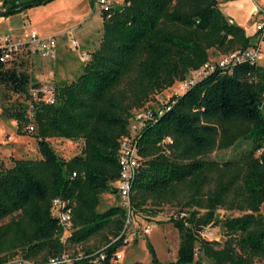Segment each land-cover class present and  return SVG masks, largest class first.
Here are the masks:
<instances>
[{"label":"trees","instance_id":"trees-1","mask_svg":"<svg viewBox=\"0 0 264 264\" xmlns=\"http://www.w3.org/2000/svg\"><path fill=\"white\" fill-rule=\"evenodd\" d=\"M51 1L9 0L0 6V17ZM249 46L250 38L228 24L217 0H128L108 19L103 16L98 48L74 81L53 87L52 103L42 99L40 85H31L29 74L20 70L29 55L0 62V85L13 94L38 90L29 106L4 109L3 115L17 123L19 134L36 139L40 156L15 160L0 172V222L19 214L0 225V264H6L1 255L17 251L26 261L43 255L39 264L63 253L55 199L71 209L69 244H82L113 227L115 241L100 252L106 255L104 264H118L113 256L123 245L126 212L120 206L98 212V206L103 194L117 193L111 183L119 176L118 140L128 135L130 110L201 68L207 50ZM170 100V108L136 139L141 161L131 188L132 209L181 199L187 208L205 202L203 216L191 211L168 220L178 232L179 246L176 261L167 264H199V259L194 262L196 244L209 225L220 226L230 238L220 252L200 243L199 253L221 256L228 264L264 261V67L243 63L231 73L215 70ZM53 138L81 141L80 154L62 159L49 144ZM241 141L250 147L238 158L223 163L205 158ZM211 185L212 191L205 192ZM228 198L243 214L219 221L216 211ZM149 251L150 264H162L151 247Z\"/></svg>","mask_w":264,"mask_h":264},{"label":"rangeland","instance_id":"rangeland-1","mask_svg":"<svg viewBox=\"0 0 264 264\" xmlns=\"http://www.w3.org/2000/svg\"><path fill=\"white\" fill-rule=\"evenodd\" d=\"M9 0H0V6ZM33 0H15L16 3H28ZM55 1V0H53ZM53 1L47 4L30 7L15 14L9 15L7 21L0 20V37L16 36L17 31L27 32L30 29H37L40 24L41 37L56 36L57 48L55 57H42L41 55H32L25 58L21 64L20 70L28 73L32 79L31 85L38 83L40 90L44 87H57L60 83H68L74 78L67 77L69 69L81 70L83 64L79 61V53L71 46V41H77L78 46L82 51L91 50L93 46H97L101 41L103 16L99 10L93 9V0H76L75 5L69 13L72 15L64 23L46 21L44 14L39 10L49 9ZM123 1V0H118ZM218 9L227 20H232L233 24L241 28L245 35L250 38V46L254 43V38L251 37L254 33L253 5L250 0H217ZM264 6V0L259 2ZM7 5V3L5 4ZM48 7V8H47ZM74 15H79L78 21L73 18ZM84 16V17H83ZM5 18H3L4 20ZM62 23V25L60 24ZM17 31H11V30ZM70 30V35L60 36L57 34L61 30ZM81 30V31H80ZM86 33V39L80 38L79 33ZM56 34V35H55ZM94 39V40H93ZM93 43V44H92ZM249 46V47H250ZM239 50V49H236ZM234 50V51H236ZM226 49H209L207 50V61L210 64L216 63L226 55L234 52ZM257 64L264 67V58L258 60ZM194 71L186 74L184 79L176 81L172 86L153 93L141 108L130 110L128 119V127L131 125L135 117L144 111H158L161 109L174 95L179 91L181 84L193 76ZM75 77V75H74ZM64 80V81H63ZM43 85V86H42ZM121 88H124L122 85ZM43 93L42 99L47 101L48 93ZM37 90L31 87L25 94H13L4 86L0 85V172L9 169L13 166L15 160L19 159H38L40 158L37 151L36 139L31 134H19L17 132V123L14 120L7 119L3 115L4 109H13L19 105H30L31 99H36ZM124 137V136H123ZM121 137L118 142L123 139ZM49 144L55 150L57 155L64 160H69L72 157L80 154L82 142H70L62 139H49ZM250 147V142L241 141L235 146L228 149H215L205 158L210 161L223 163L235 158H238L242 152ZM111 187L116 189V182L111 183ZM213 185L208 187L205 192L212 191ZM186 200H176L167 204H148L143 210L135 211L131 209L129 217H126L124 225V241L126 244L121 245L116 253L121 254L122 259L118 264H150L152 254L149 251L151 247L155 253L156 259L162 263H174L177 258V250L179 246V236L176 229L168 222L169 219H177L178 217H187L191 211H196L198 216L205 215L206 209L203 203L201 207H185ZM120 206V201L117 193H105L100 198L98 212H103L111 207ZM260 213L264 220V203ZM240 213L232 206L231 198L226 199L216 211V218L223 221L226 218L241 216ZM19 214H15L2 222L8 223L11 219H16ZM149 228V234L144 233V229ZM71 229V232L72 233ZM113 227L98 233L88 241L72 245L66 242L64 253L76 258L78 255H94L102 251L113 239ZM67 235V234H66ZM200 240L196 244V256L200 260L199 264H228L222 257L209 258L198 251L200 243L210 248L215 252L222 251L227 246L229 235L220 228V226L209 225L203 228L199 234ZM123 241V242H124ZM232 244H234L232 242ZM202 245V246H203ZM204 247V246H203ZM6 261V264H39L43 260V255L38 256L33 260L26 261L22 258L20 251L14 254L1 255ZM252 264H264V261L259 258L252 260Z\"/></svg>","mask_w":264,"mask_h":264},{"label":"built area","instance_id":"built-area-1","mask_svg":"<svg viewBox=\"0 0 264 264\" xmlns=\"http://www.w3.org/2000/svg\"><path fill=\"white\" fill-rule=\"evenodd\" d=\"M127 1L128 0H93V8L94 10H99L101 15L108 19L116 8L127 4ZM250 1L253 5L252 17L255 18L254 33L251 35V37L254 38L253 45L245 49L236 50L226 55L216 63L210 64L206 62L201 68L193 72V76L190 79L181 84L179 91L176 92L174 96L181 95L183 92L190 89L198 80L204 78L206 75L212 73L215 70L221 69L227 73H231L233 69L240 64L248 63L250 65H258V60L264 58V6L259 4L261 0ZM228 24L232 25L233 21L228 20ZM71 46L76 51H78L79 61L81 64L84 65L90 61L91 54H81L80 47L75 40L71 41ZM56 48L57 42L55 38L41 37L35 31L23 32L22 34L16 36L6 35L0 37V62L5 63L16 56L23 54H27L29 56L37 54L46 58L55 57ZM52 90L53 87H44V89L41 91L49 94L47 101L50 103L53 102ZM33 100H37V94L36 99ZM170 101L171 100H169L158 111L148 110L138 114L135 117L133 123L128 127V135L123 137V139L120 141L117 157L119 176L116 181V191L120 201V207L125 210L126 217H129V214L131 213V188L136 171L141 161V157L138 154L136 139L148 123L154 121L157 116H160L165 110L170 108V105L172 104ZM28 131L32 132L33 127L29 126ZM166 142H170L169 138L166 139ZM73 176H75V174H73ZM67 205L68 202L62 201L60 199H55L52 202L53 211L58 219L59 224L63 228V233L60 237V240L64 244H66V239L70 236L72 229L71 209L68 208ZM124 232L125 230L123 233ZM149 232V228L144 229L145 234H149ZM123 244H126V242L124 241ZM92 257L93 255H78L76 258H72L63 252L60 255L50 258L47 264H75L76 262H81L86 258ZM105 259V253L99 252L95 254L94 258L90 259L87 264H104ZM121 259V254H114V262L117 263Z\"/></svg>","mask_w":264,"mask_h":264},{"label":"crops","instance_id":"crops-1","mask_svg":"<svg viewBox=\"0 0 264 264\" xmlns=\"http://www.w3.org/2000/svg\"><path fill=\"white\" fill-rule=\"evenodd\" d=\"M75 2H76V0H55V1H53V3H51L49 5V6H51L49 9L39 10V12L42 13V14H44V17H46V21L47 22H49V21H54V22H60V21H62V23H64L68 18H71L72 17V15L69 13V10H71L73 8V6L75 5ZM8 17H0L1 22L9 20ZM3 18H5V19L3 20ZM73 18L78 21L79 15H74ZM62 23H60V24L62 25ZM41 27H43V26H40V24H38L37 29L33 28V29H30V31H35L38 34H41V32H38L39 30L41 31V29H42ZM14 30L15 29H13L11 31H14ZM15 31H17V30H15ZM22 33H23L22 30L21 31H17V33L15 35H20ZM57 34H59L61 37L62 36H66V35L68 36V35H70V30L63 29V30L59 31ZM79 35H80V38L83 39V41L86 39L85 38L86 37V33L80 32ZM49 37H53V38L56 39V36H49ZM101 37H102V34H101L100 38ZM98 46L99 45L93 46L91 50H87L86 52L85 51H82L80 49L81 50L80 53L81 54H83V53L84 54H87V53L88 54H92L98 48ZM31 56L32 55H30L29 57H31ZM81 71H82V69L81 70L69 69L67 71V73H65V74H67V77L74 78L73 80L70 81V82H72V81H74L77 78V76L81 73ZM74 75H75V77H74ZM70 82H68V83H70Z\"/></svg>","mask_w":264,"mask_h":264},{"label":"water","instance_id":"water-1","mask_svg":"<svg viewBox=\"0 0 264 264\" xmlns=\"http://www.w3.org/2000/svg\"><path fill=\"white\" fill-rule=\"evenodd\" d=\"M13 13V11H8V12H6L5 14H7V15H11Z\"/></svg>","mask_w":264,"mask_h":264}]
</instances>
